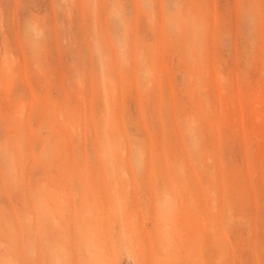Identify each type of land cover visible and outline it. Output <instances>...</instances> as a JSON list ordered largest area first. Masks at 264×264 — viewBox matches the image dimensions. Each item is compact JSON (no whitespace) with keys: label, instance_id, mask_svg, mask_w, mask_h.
I'll use <instances>...</instances> for the list:
<instances>
[{"label":"rangeland","instance_id":"374dc122","mask_svg":"<svg viewBox=\"0 0 264 264\" xmlns=\"http://www.w3.org/2000/svg\"><path fill=\"white\" fill-rule=\"evenodd\" d=\"M0 264H264V0H0Z\"/></svg>","mask_w":264,"mask_h":264}]
</instances>
